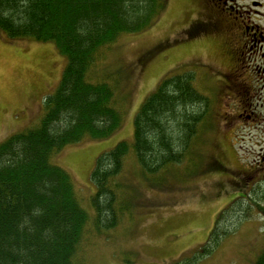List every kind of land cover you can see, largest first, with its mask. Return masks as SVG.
<instances>
[{
  "label": "rangeland",
  "instance_id": "obj_1",
  "mask_svg": "<svg viewBox=\"0 0 264 264\" xmlns=\"http://www.w3.org/2000/svg\"><path fill=\"white\" fill-rule=\"evenodd\" d=\"M203 1L169 0L154 26L124 34L89 73L91 82L116 87L124 122L107 140L66 146L53 158L71 175L90 217L74 264H253L264 250V49L250 44L252 31L246 37L237 28L231 34L216 29L219 18L229 23L235 13L222 16ZM252 17L249 28L264 24L260 15ZM198 19L208 30L193 37L188 29ZM66 64L51 41L9 43L0 37V144L40 124L44 98L57 90ZM189 71L211 104V125L195 142L198 153L150 178L132 150L119 179L136 204L133 218L98 231L91 206L97 158L122 141L132 143L134 117L148 95L164 77ZM217 226L230 234L209 251L207 240Z\"/></svg>",
  "mask_w": 264,
  "mask_h": 264
},
{
  "label": "trees",
  "instance_id": "obj_2",
  "mask_svg": "<svg viewBox=\"0 0 264 264\" xmlns=\"http://www.w3.org/2000/svg\"><path fill=\"white\" fill-rule=\"evenodd\" d=\"M168 1L0 0L5 37L51 41L67 58L57 90L44 99L40 124L0 144V264H74L90 217L75 196L71 175L53 158L66 146L107 140L122 127L116 87L91 82L89 73L124 34L154 26ZM195 79L191 71L164 77L134 117V141H122L97 158L91 206L98 231L133 218L136 204L119 179L132 150L150 178L198 153L195 142L211 125V104ZM218 226L207 240L209 251L230 234ZM253 264H264V250Z\"/></svg>",
  "mask_w": 264,
  "mask_h": 264
},
{
  "label": "flooded vegetation",
  "instance_id": "obj_3",
  "mask_svg": "<svg viewBox=\"0 0 264 264\" xmlns=\"http://www.w3.org/2000/svg\"><path fill=\"white\" fill-rule=\"evenodd\" d=\"M205 1L208 2L206 6H210L211 4L209 3H213V6H214L213 8L217 7L216 8L217 14L221 13L223 16L225 15V12H228L227 10H232L235 13L234 21L231 20L229 23H227L226 18L223 20L219 18V25L215 26L216 29H219L220 31V29L223 30V28H226L231 34V31H234L237 28L240 31L242 30V33L245 35L246 33L250 34L248 32L252 31V36H250L252 37L250 38V44H252L253 42L260 43V46H261L260 49L261 51H263L264 49V24L254 25L252 26V28H249V26H247V22H249L253 18L252 17L253 14L255 16L260 15V17L263 18L264 20V12H262L264 10V0H204L203 2L205 3ZM227 7L229 9H227ZM218 8L221 9L222 11L218 10ZM244 17H246L248 21L243 22L244 26L238 25L237 20L244 18ZM254 29L255 31H253ZM189 30L190 32H192L193 37H197L199 33L200 34L204 33L208 29L207 27L204 26V23H201L200 21H198V24L196 25L193 24ZM247 36L248 35H246V37ZM261 57L264 58L262 54H261Z\"/></svg>",
  "mask_w": 264,
  "mask_h": 264
},
{
  "label": "crops",
  "instance_id": "obj_4",
  "mask_svg": "<svg viewBox=\"0 0 264 264\" xmlns=\"http://www.w3.org/2000/svg\"><path fill=\"white\" fill-rule=\"evenodd\" d=\"M0 37L3 38L5 40V42H9V43H17L18 42V41L17 42L11 41L9 38L5 37L1 32H0ZM23 111H24V109H23Z\"/></svg>",
  "mask_w": 264,
  "mask_h": 264
}]
</instances>
